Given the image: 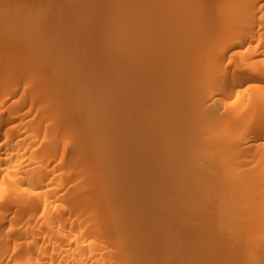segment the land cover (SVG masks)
<instances>
[{
	"label": "bare ground",
	"instance_id": "obj_1",
	"mask_svg": "<svg viewBox=\"0 0 264 264\" xmlns=\"http://www.w3.org/2000/svg\"><path fill=\"white\" fill-rule=\"evenodd\" d=\"M33 1L45 41H0V264H264V0Z\"/></svg>",
	"mask_w": 264,
	"mask_h": 264
},
{
	"label": "rangeland",
	"instance_id": "obj_2",
	"mask_svg": "<svg viewBox=\"0 0 264 264\" xmlns=\"http://www.w3.org/2000/svg\"><path fill=\"white\" fill-rule=\"evenodd\" d=\"M17 2H18V3H16V0H15V4H17V6H20V5H21L22 9H23V8H24V9H27V10H24V9H23L24 11H26V14H25V15L29 14V12L32 11L31 9H33L34 6H35L34 9L36 8V4L34 5V2H35V1H33V0H25V1H21V0L18 1V0H17ZM20 2H21V3H20ZM23 2L25 3V5H24ZM29 2H30V4H33V5H30ZM32 2H33V3H32ZM19 3H20V4H19ZM27 3H28V5L32 6L30 10H29L30 6H29V8H27V7H28ZM18 4H19V5H18ZM8 6H9L8 1H6V0H0V8H1V9H0V27H1L0 29L2 30V26H6L7 29H8V28H9V29L11 28L10 30L8 29V31L6 30V32L3 31L4 29H6L5 27H3V30H2V31L0 30V32H3V33H1L3 36L0 35V41L4 40V38H6V36H4V35H6V34L8 35L7 38H6V39L8 40V38H9V39H10L11 37L13 38V35L17 33V34L14 35V36H16V38H17V37H18V38L20 37V38L26 39L27 41H26V40H25V41H26L28 44H30V42L32 43L33 41H34V42H40V43H43V41H45L46 36H45V35H42V34H40V35H42V36L38 35L33 41H29L28 36H29L30 32H28V31H29V29H28L29 26H27L28 23H27V25H26V23H25V15L22 16L21 12L14 13L13 11H11V9H8ZM33 11H34V10H33ZM12 12H13V14H12ZM22 17H23V18H22ZM19 18H20V19H19ZM22 19H24V21H23ZM16 20H19V21H16ZM23 22H24V23H23ZM2 23H3V25H2ZM17 23H18V24H17ZM22 23H23L24 25H23ZM4 24H5V25H4ZM16 24H17V25H16ZM13 25H14V27H13ZM15 25H16V26H15ZM18 25H19L20 28L17 27ZM15 27L17 28V30H15L16 33H15L14 30H13V33H14V34H12V33H11V30H12L13 28H15ZM24 27H25V28H24ZM26 27H27V28H26ZM18 28H19V29H18ZM20 29H21V30H20ZM22 29H24V31H23ZM26 29H28V30L25 31ZM9 32H10V33H9ZM21 34H23V35L20 36ZM9 36H10V37H9ZM18 38H17V39H18ZM13 39H15V38H13ZM5 41H6V40H5ZM11 41H12V39H11ZM11 41H10V42H11ZM19 41H20V43H21V39H19ZM28 41H29V42H28ZM2 42H4V41H2ZM7 42H9V41H7ZM7 42H6V43H7ZM10 42H9V43H10ZM14 42L17 43V40H16V41L14 40ZM9 43H8V44H9ZM20 43H19V44H20ZM3 44H4V43H3ZM19 44H16V46L18 45V46L21 47V49H20V47H19V50H22V49H23L22 46H25V45L28 46V44H25V43H24L23 45H22V44L19 45ZM1 45H2V44H1ZM9 45H12V44L10 43ZM3 46H4V45H3ZM3 46H2V47H3ZM13 46H15V45L13 44ZM16 46H15L14 48L12 47V49L14 50V49L16 48ZM18 46H17V47H18ZM8 47H9V46L6 45L5 47H3L2 50H7V49H9ZM10 48H11V47H10ZM25 48H26V47H25ZM25 48H24V49H25ZM12 49H10V50H12ZM16 51H17V50H16ZM36 51H37V50H36ZM51 51H52V50H51ZM51 51H50V49H49V50L47 49V50H45V52H44V54H45L46 52H47V53L50 52V54H49V53H48V54L46 53L47 56H49V58H48L46 55H44L45 57H41V53H43V52H41V53L39 54L40 56L37 55V57L39 56V57H38V58H39V59H38V60H39V61H38V64H43V63H42V58H43V61H46L48 66H49V64H50V66H51L52 68H53V65L56 67L55 64L58 63V60L56 59V62H55L54 59L56 58V57H55L56 55L54 56V54H52L54 51H52V52H51ZM4 52L6 53V51H4ZM7 52L10 53L11 51H8V50H7ZM13 52H14V51H12V53H13ZM33 52H35V51H32V53H30V54H33ZM0 53H3V51H0ZM54 53H55V52H54ZM3 54H4V53H3ZM3 54L0 55V63H2V64L4 63V61H6V60H11V58H12L13 56H14V57L16 56V53H15V55H14V53H13L12 56H11V55L9 56L8 53H7V56H5V54H4V55H3ZM16 57H17V56H16ZM53 57H54V58H53ZM46 58L48 59V61H47ZM45 59H46V60H45ZM12 60H13V59H12ZM12 60H11V61H12ZM14 60H15V59H14ZM14 60H13V61H14ZM52 60L54 61V62H52L53 65H51V61H52ZM36 61H37V59H35V62H36ZM9 62H10V61H9ZM39 62H40V63H39ZM54 63H55V64H54ZM4 64H6V62H5ZM4 64H3L2 66H4ZM7 64H8V63H7ZM38 64H37V65H38ZM44 64H45V63H44ZM59 64H60V62H59ZM47 65L45 64L43 67H40V68H39V66H38V67L36 66V68H34V69H38V70H37V73H38V74H37V73L35 74V70L32 69V70L34 71V72L32 71V72H33V75H34V74H35L34 76L39 75V74L42 75V74L40 73V71L43 72V73L48 72V70L51 71V67L49 66V67H50V68H49ZM2 66H0V67H2ZM41 66H42V65H41ZM59 66H60V65H59ZM31 68H32V66H31ZM44 68H45L46 70H45ZM40 69H41V70H40ZM42 69H44V70H42ZM56 69H58V68H56ZM56 69L53 68V71L55 70V72H56ZM31 76H32V74H31ZM31 76H30V78H31ZM34 76H32V78H34ZM50 81H51V80H50ZM50 81L48 82V84H50V85L52 84L51 86H52L54 89L56 88L55 86H58V87H59V85H60L59 88L57 87V88L59 89V91H60V88H61L62 86H64V84H62V83H64L62 80H61V82H60V80H59V82H60L61 84L58 82V79L56 80L55 78L53 79V81H55V82H51V83H50ZM57 82H58V83H57ZM53 83H54V84L57 83V84H55V86H54ZM58 84H59V85H58ZM61 85H62V86H61ZM51 86H50V88H51ZM53 88H52V90H53ZM62 88H63V87H62ZM62 88H61V89H62ZM58 89H57V90H58ZM50 90H51V89H50ZM53 91H56V89L53 90ZM53 91H52V92H53ZM47 92H48V94H47V93H46V94H47L48 96H50V95H49V92H50V94H52L51 91H49V90H48ZM55 93H58V92H55ZM55 93H54V95H56ZM58 94H59V93H58ZM58 94H57V97L54 96V98H52V99L56 100V102H57L58 99H55V98H59V97H58ZM61 96H62V94H61ZM61 96H60L59 99H62ZM50 97H52V96H50ZM63 97H64V96H63ZM64 100H65V98H64ZM60 101L62 102V100H59V102H60ZM66 101H67V100H65V103H66ZM59 102H58V103H59ZM61 102H60V103H61ZM63 102H64V101H63ZM63 102H62V103H63ZM60 103H59V105H60ZM61 106H63V105L61 104ZM64 106H65V104H64ZM61 108H62V107H61ZM59 111H60V112H61V111L64 112L63 110H58L57 112H59ZM65 111L68 112L69 110L66 109ZM67 112H65L67 115H65V113H62V114L65 115V116H63V117L69 116V117H66L67 120L71 121L72 124L75 122L74 125L77 124L78 126H80V127H78V126L76 125V126L80 129V130H79V129H78V130H79V131H82V129L84 128V127H83L84 125H83V124H80L81 122H79L78 119H77V121H75V120H76L75 117L72 116L71 113L68 114ZM70 112H71V110H70ZM58 114H59V113H58ZM58 114H57V115H58ZM59 115H60V114H59ZM59 117H62V115L59 116ZM63 117H62V118H63ZM73 120H74V122H73ZM76 122H77V123H76ZM85 131H87V130H85ZM83 133H84V129H83ZM86 133H88V131H87ZM90 148L92 149V146H90L89 149H90Z\"/></svg>",
	"mask_w": 264,
	"mask_h": 264
}]
</instances>
